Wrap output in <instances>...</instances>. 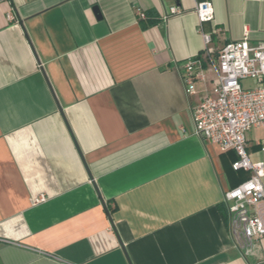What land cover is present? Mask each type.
<instances>
[{
	"label": "crops",
	"instance_id": "obj_1",
	"mask_svg": "<svg viewBox=\"0 0 264 264\" xmlns=\"http://www.w3.org/2000/svg\"><path fill=\"white\" fill-rule=\"evenodd\" d=\"M173 5L0 0V264H264V237L243 252L229 234L235 154L194 134L215 71L190 95L181 78L204 34L215 55L264 40V0ZM246 140L264 162V126Z\"/></svg>",
	"mask_w": 264,
	"mask_h": 264
},
{
	"label": "built area",
	"instance_id": "obj_2",
	"mask_svg": "<svg viewBox=\"0 0 264 264\" xmlns=\"http://www.w3.org/2000/svg\"><path fill=\"white\" fill-rule=\"evenodd\" d=\"M211 5L208 1L196 5L199 22L212 20ZM135 12L138 18H146L140 8ZM180 13L173 5L165 18ZM248 32L245 29L242 38L224 43L216 55L209 46L210 36L204 34L206 58L200 54L187 58L181 71L186 95L195 93L197 84L208 79V66L215 71L193 109L194 134L221 151H233L236 159L231 168L249 173L247 179L223 192L229 234L243 252L264 237V162L252 161L246 149L247 133L264 126V40L250 43ZM245 79H251L254 85L243 86ZM44 199L39 196L34 202Z\"/></svg>",
	"mask_w": 264,
	"mask_h": 264
},
{
	"label": "trees",
	"instance_id": "obj_3",
	"mask_svg": "<svg viewBox=\"0 0 264 264\" xmlns=\"http://www.w3.org/2000/svg\"><path fill=\"white\" fill-rule=\"evenodd\" d=\"M229 151H231V150H229ZM231 152H233V151H231ZM235 159H236V156H235L234 160ZM225 170H226L227 177H228L229 181L232 182V180H234V183H232V186L237 185V183H240L241 181H243L249 177L248 172L243 171V170H234L233 168H231V163L228 167H225Z\"/></svg>",
	"mask_w": 264,
	"mask_h": 264
},
{
	"label": "water",
	"instance_id": "obj_4",
	"mask_svg": "<svg viewBox=\"0 0 264 264\" xmlns=\"http://www.w3.org/2000/svg\"><path fill=\"white\" fill-rule=\"evenodd\" d=\"M174 2H175V4H176V6L179 5V0H174ZM93 12H94L95 16H96L98 19L101 18L100 10H99V8H98L97 6H93Z\"/></svg>",
	"mask_w": 264,
	"mask_h": 264
},
{
	"label": "rangeland",
	"instance_id": "obj_5",
	"mask_svg": "<svg viewBox=\"0 0 264 264\" xmlns=\"http://www.w3.org/2000/svg\"><path fill=\"white\" fill-rule=\"evenodd\" d=\"M241 83L243 86H246V87H252L254 85L251 79H245Z\"/></svg>",
	"mask_w": 264,
	"mask_h": 264
}]
</instances>
